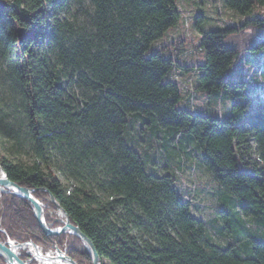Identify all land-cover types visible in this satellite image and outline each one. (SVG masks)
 <instances>
[{
    "label": "trees",
    "instance_id": "1",
    "mask_svg": "<svg viewBox=\"0 0 264 264\" xmlns=\"http://www.w3.org/2000/svg\"><path fill=\"white\" fill-rule=\"evenodd\" d=\"M224 3L264 32L251 14L264 0ZM181 19L179 0H0V166L34 190L54 227L63 220L51 193L101 264H264V234L242 218L264 221V98L249 111L245 82L225 79L238 54L225 39L239 27H198L204 60L192 63L164 42ZM221 87L229 115L195 109L197 91ZM193 157L218 184L226 226L214 231L176 186ZM5 237L92 264L77 236L45 234L28 200L0 191Z\"/></svg>",
    "mask_w": 264,
    "mask_h": 264
},
{
    "label": "rangeland",
    "instance_id": "2",
    "mask_svg": "<svg viewBox=\"0 0 264 264\" xmlns=\"http://www.w3.org/2000/svg\"><path fill=\"white\" fill-rule=\"evenodd\" d=\"M179 5L182 8L180 39L177 41L178 38L171 37L173 35L172 30L169 31L164 38V42L167 40H175L170 47L169 53L176 58L179 56L180 59H185L188 62L200 63L204 60V51L199 47L200 30L208 31L228 26L239 27L237 31L227 35L225 39L226 44L237 47L238 54L224 76L225 79L233 81L242 80L245 82V90L252 97L250 104L251 108L249 110L251 111L256 98L258 96L264 98V44L260 47H255L263 38L264 32L255 25L242 26L244 24V16L237 10L225 5L224 0H179ZM251 11L252 15L264 17V8H259L254 5ZM201 15L202 19H200L199 24L196 25V20ZM198 27L200 30H198ZM154 44L157 45V43ZM181 78H185V76H181ZM188 79L187 81H189ZM185 83L186 86L189 87V83ZM197 92L193 100L196 104L194 105L197 111L214 117H225L231 113V97L224 87L213 91L211 95L207 94L204 90H199ZM142 140L145 144L137 143L135 147L143 155V152L147 149L145 142L147 140L145 138ZM157 162V168L162 171V167H164L162 164L163 159H159ZM171 163H173V161H171ZM148 169L153 171L150 165ZM176 175L178 176L176 186L179 191L183 197L190 199L195 204L193 206L194 214L206 221L209 228H212L213 231L218 228V226H226L225 217L218 212L222 210L223 207L218 202L217 196L212 192L214 189H218V184L213 180L209 170L203 165H198L193 157L184 162L183 170L176 171ZM55 215L61 216L62 220H64V217L58 213L57 210L55 211ZM242 218L244 223H246L253 232L258 233L259 237L263 238V236H261L264 234V221L262 219L254 216H243ZM239 230V221L235 216V220H231L230 222L231 235L228 234V236L233 237ZM7 240L15 239L5 237V239L1 241ZM213 240H218V238L214 236ZM242 242H245V238L242 239ZM38 246L43 254L48 252L49 249L54 250V247L44 249L42 245ZM30 247V245L21 246L17 250L18 255H23L24 257L22 259H24L27 264H40V259L33 256ZM0 264H6L2 257H0Z\"/></svg>",
    "mask_w": 264,
    "mask_h": 264
},
{
    "label": "water",
    "instance_id": "3",
    "mask_svg": "<svg viewBox=\"0 0 264 264\" xmlns=\"http://www.w3.org/2000/svg\"><path fill=\"white\" fill-rule=\"evenodd\" d=\"M45 190L44 188H41ZM0 191L4 193H12L16 196L25 198L29 201L32 206L33 215L35 216L40 228L47 235H58L61 233H71L77 236L84 244L85 249L88 251L91 258L92 264H101L99 259V254L97 253L91 240L79 229L78 226L73 224L67 212L60 206V204L55 200L54 196L49 193L50 201L55 205V208L58 213L63 217V224L59 226L51 227L47 224L42 202L33 194L34 190L26 186L19 185L13 180L9 179L4 169L0 166ZM30 245L33 249V253L37 258H47L39 249V246L32 240H27L23 242L12 243L9 240L1 241L0 240V257H2L7 264H27V262L22 259L16 248L20 246ZM55 254L50 256L51 258H60L68 261L70 264H78L73 260L66 252L60 249L57 245L54 247Z\"/></svg>",
    "mask_w": 264,
    "mask_h": 264
},
{
    "label": "bare ground",
    "instance_id": "4",
    "mask_svg": "<svg viewBox=\"0 0 264 264\" xmlns=\"http://www.w3.org/2000/svg\"><path fill=\"white\" fill-rule=\"evenodd\" d=\"M21 247V246H20ZM20 247H17L16 248V251L20 248ZM31 248V251H32V253L34 252L33 251V249H32V247H30ZM30 251V250H29ZM30 251V252H31ZM45 255V254H44ZM33 256L34 257H36L35 255H34V253H33ZM47 258H39L40 260V264H70L68 261H66V260H64V259H60V258H51L50 256H54V254L53 255H45ZM37 258V257H36ZM74 260V259H73Z\"/></svg>",
    "mask_w": 264,
    "mask_h": 264
},
{
    "label": "crops",
    "instance_id": "5",
    "mask_svg": "<svg viewBox=\"0 0 264 264\" xmlns=\"http://www.w3.org/2000/svg\"><path fill=\"white\" fill-rule=\"evenodd\" d=\"M180 22H179V24L176 27H174V28L171 29L173 31V35L171 37H176V38L180 39L179 38L181 36Z\"/></svg>",
    "mask_w": 264,
    "mask_h": 264
},
{
    "label": "built area",
    "instance_id": "6",
    "mask_svg": "<svg viewBox=\"0 0 264 264\" xmlns=\"http://www.w3.org/2000/svg\"><path fill=\"white\" fill-rule=\"evenodd\" d=\"M9 241L12 242V243L17 242L16 240H9ZM53 254H54V250L53 249H49V251L45 253V255H53ZM30 259H32V258H30Z\"/></svg>",
    "mask_w": 264,
    "mask_h": 264
}]
</instances>
